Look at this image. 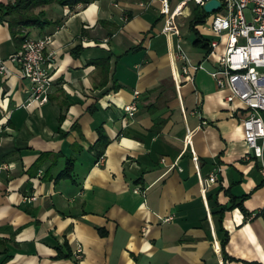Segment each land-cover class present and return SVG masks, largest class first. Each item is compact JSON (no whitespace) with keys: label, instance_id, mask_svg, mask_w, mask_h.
<instances>
[{"label":"crops","instance_id":"crops-1","mask_svg":"<svg viewBox=\"0 0 264 264\" xmlns=\"http://www.w3.org/2000/svg\"><path fill=\"white\" fill-rule=\"evenodd\" d=\"M181 1L168 0L170 10ZM193 7L177 18L185 52L203 67L191 70L192 83L177 59L178 39L162 32L160 0L49 10L57 23L30 35L51 36L47 52H55L42 107L23 106L28 84L8 61L18 49L0 25L8 67L0 76V264H264L261 163L244 140L241 104H228V90L209 74L216 55L193 45ZM196 30L214 37L206 24ZM131 104L133 115L125 111ZM99 127L110 141L102 154L91 149ZM68 160L72 177L58 180ZM220 185L235 197L250 194L243 206L252 217L233 209L223 219L226 253L241 262L222 258L207 201ZM217 200L228 206L230 197L222 191ZM57 248L71 258L56 259Z\"/></svg>","mask_w":264,"mask_h":264},{"label":"built area","instance_id":"built-area-1","mask_svg":"<svg viewBox=\"0 0 264 264\" xmlns=\"http://www.w3.org/2000/svg\"><path fill=\"white\" fill-rule=\"evenodd\" d=\"M161 1V14L164 16L163 34L175 36L177 59L183 63L182 73L192 83L201 65H192L184 50L180 25L177 18L182 17L189 3L204 8L211 0H183L170 10L168 0ZM219 9L206 20L214 38L210 40L208 56L216 55L214 70L210 76L219 90H228L226 102L233 105L236 101L244 111L242 128L244 140L250 155L260 160V174L264 179V0H218ZM52 44L51 36L29 38L21 48L12 54L8 61L18 68L20 79L28 84L27 99L23 104L42 107L49 102L52 88V67L55 52H47ZM223 50L218 54V48ZM8 74L6 62L0 60V76ZM176 89L179 91V85ZM138 92H135V96ZM135 104L125 107L130 115L135 112ZM197 174L198 157L192 155ZM216 176L210 175L207 182L216 183ZM74 258H82V248L78 246Z\"/></svg>","mask_w":264,"mask_h":264},{"label":"trees","instance_id":"trees-1","mask_svg":"<svg viewBox=\"0 0 264 264\" xmlns=\"http://www.w3.org/2000/svg\"><path fill=\"white\" fill-rule=\"evenodd\" d=\"M90 0H13L7 4L0 3V25H7L8 30L11 35V39L14 42L16 48L19 50L22 44L30 38L31 33L34 30H43L46 27L55 25L57 21L50 19L49 10L51 11L55 7L72 9L79 3L83 5L88 4ZM192 18L189 22L190 32L195 36V41L193 45L195 47H200L210 52L209 42L210 39H206L199 34L196 30L197 26H204L206 20L210 14L206 13L203 8L198 6L192 9ZM106 62V61H104ZM65 114L64 111L61 112L58 118V124L61 125L64 121ZM58 132H61L60 126L58 127ZM98 141L94 146L91 147L92 150L101 149V154L109 144V138L105 135L103 128L99 127L97 129ZM41 156L46 157L47 154H42ZM39 164L34 165L37 168ZM74 164L72 160H68L65 169L58 175V180L60 179H70L72 177ZM264 183V181H263ZM230 197L229 205H220L218 203L217 197L220 192ZM250 197L249 195H244L241 197L232 196L229 190L224 191L221 185L217 188L215 192H208L207 201L211 211V216L215 224L216 234L220 241L221 254L224 262H241L240 260L231 258L226 253V246L229 241V234L223 227V219L226 212L233 209H239L244 216L247 218L252 217L250 213L244 208L243 203ZM257 217H261L264 221V210L258 212ZM206 222V220H205ZM71 252L65 253L63 249L57 248L56 259H69L71 258ZM245 264H258L256 262H244Z\"/></svg>","mask_w":264,"mask_h":264},{"label":"water","instance_id":"water-1","mask_svg":"<svg viewBox=\"0 0 264 264\" xmlns=\"http://www.w3.org/2000/svg\"><path fill=\"white\" fill-rule=\"evenodd\" d=\"M220 7V2L218 0H211L204 6V11L208 14L216 12Z\"/></svg>","mask_w":264,"mask_h":264},{"label":"rangeland","instance_id":"rangeland-1","mask_svg":"<svg viewBox=\"0 0 264 264\" xmlns=\"http://www.w3.org/2000/svg\"><path fill=\"white\" fill-rule=\"evenodd\" d=\"M212 18V14H210V16H209V20ZM209 23V22H208ZM208 23H206V27H208ZM189 36V40H187V44H186V47H189V48H191L192 46H191V40H192V36L191 35H188ZM208 35H206V37H207ZM208 39H213L214 37H212V38H210V37H207ZM184 46V45H183ZM192 57V56H191Z\"/></svg>","mask_w":264,"mask_h":264}]
</instances>
